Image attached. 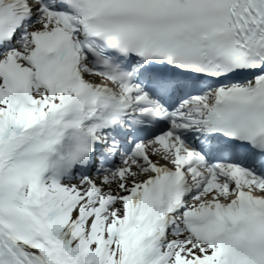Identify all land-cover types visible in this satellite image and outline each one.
<instances>
[{"label": "snow or ice", "instance_id": "obj_1", "mask_svg": "<svg viewBox=\"0 0 264 264\" xmlns=\"http://www.w3.org/2000/svg\"><path fill=\"white\" fill-rule=\"evenodd\" d=\"M0 264H264V0H0Z\"/></svg>", "mask_w": 264, "mask_h": 264}]
</instances>
